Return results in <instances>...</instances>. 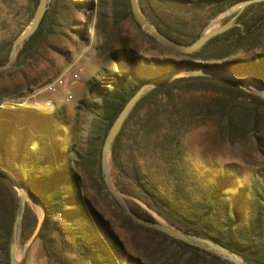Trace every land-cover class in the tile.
<instances>
[{
  "label": "trees",
  "instance_id": "16d2710c",
  "mask_svg": "<svg viewBox=\"0 0 264 264\" xmlns=\"http://www.w3.org/2000/svg\"><path fill=\"white\" fill-rule=\"evenodd\" d=\"M39 1L35 0V3L38 5ZM161 1L188 4L198 0ZM209 1L215 5L212 15L216 16L228 5L242 0L227 3L224 0ZM139 2L143 12L168 36L185 44L200 37L199 33L190 39L185 38L166 26L161 15L156 18L148 15L147 0ZM73 3L74 0L52 1L40 27L25 42L18 62L38 54L52 32L65 23L63 21ZM262 6L264 1L248 6L234 27L210 39L200 50L180 54L183 56L180 60L147 58L128 47L113 52V59L119 61V69L89 82L93 99L89 110L95 112L89 137L94 140L83 156L85 160L97 162L105 188L101 161L105 138L126 103L146 82L177 68L200 64L246 74L264 85V49L256 50L254 46L264 28V12L258 16L254 12ZM127 8L133 15L130 0ZM212 46L215 52L205 55ZM185 82H192L202 89L249 96L255 111L249 121L251 127L255 133L264 127V114L260 113L264 99L249 91L244 84L213 76H181L153 89L136 104L113 144V167L120 175H128L142 187L148 205L174 227L219 241L252 264H264V165L258 167L247 181L243 170L236 165L196 166L187 159L180 134L168 130L156 139L153 146V151L163 163L165 184L149 180L134 152L141 154L143 148H150L148 142L151 141L152 130L149 129L158 121L157 113L153 112L139 122L146 129L142 130L141 139L140 131L133 135L130 159L126 161L123 157L127 127L139 111L158 95L173 94ZM2 101L0 98V104ZM228 106L229 101L222 104L224 113ZM230 119L232 122V117ZM71 134L70 119L63 107L46 111L35 106L0 105V166L13 172L30 196L42 206L45 219L37 238L43 240L46 255L51 257L59 247L61 251L74 253L90 264H160L149 249L140 252L143 253L140 256L129 251L110 220L85 192L78 162L73 157V153L78 152L69 141ZM140 140L146 142L144 146ZM20 203V192L7 175L0 172V252L5 264H10V243ZM132 208L140 216L155 220L147 209ZM125 216L130 224L151 231L190 254L185 259L173 253L168 263L202 264L201 261L205 262L209 257L215 263L228 264L214 252L137 223L127 214ZM37 222L38 218L27 207L22 241L29 239Z\"/></svg>",
  "mask_w": 264,
  "mask_h": 264
},
{
  "label": "rangeland",
  "instance_id": "374dc122",
  "mask_svg": "<svg viewBox=\"0 0 264 264\" xmlns=\"http://www.w3.org/2000/svg\"><path fill=\"white\" fill-rule=\"evenodd\" d=\"M127 1L74 0L63 21L65 23L52 32L37 55L19 62L17 59L10 68L0 70V98L3 100L0 105L35 106L46 111L65 108L72 130L69 141L78 152L73 153V157L78 162L85 192L110 220L129 251L140 256L143 254L140 252L149 249L160 264H171L168 262L173 253L184 256L185 259L190 254L169 241L165 242L157 234L126 221L127 213L122 205L107 186H103L97 162L83 159L90 142L94 140L89 137L95 116V112L89 110L93 101L89 82L101 78L106 72L119 69V61L113 59V52L128 47L147 58H183L181 52L159 42L137 22L128 11ZM229 1L224 0L225 3ZM234 5H228L221 13L213 16L215 5L209 0L192 1L188 4L147 0L146 12L155 18L161 15L166 26L190 39L199 33L201 35L214 24L226 22L234 13L220 19L218 17ZM36 8L35 0H0V65L9 60L14 41L29 26ZM263 12L264 6L257 8L254 14L258 16ZM254 46L256 50L264 49V28ZM213 52L214 46L205 55ZM75 72H80L76 81L73 79ZM60 76L66 78L65 85L55 91L50 90L48 84ZM244 85L249 91L256 93L250 84ZM228 101L229 106L224 113L222 104ZM151 112L157 113L158 121L149 129L152 130L151 141L148 142L150 148H143L141 154L134 152L149 180L165 184L163 163L153 151V146L156 139L168 130L180 134L187 159L196 166L236 165L243 170L244 180L247 181L258 167L264 165V127L259 133H255L251 127L249 121L255 111L253 100L249 96L202 89L192 82L181 83L171 95H158L139 111L127 127L123 141V157L126 161L130 159L133 135L140 131L141 139V134L146 129L139 123L140 120L148 117ZM260 113L264 114V106H261ZM145 143L141 141L142 146ZM112 175L131 207L137 210L147 209L155 220L163 219L168 222L148 205L142 187L128 175H120L113 163ZM27 207L37 218L44 213L42 206L33 198L28 200ZM32 234L33 232L25 242L20 237L18 254L21 264H90L74 253L61 251L59 247L48 257L42 239L36 238L28 245ZM222 259L228 264H234L223 257ZM201 262L224 264L215 263L209 257ZM0 264H5L1 252Z\"/></svg>",
  "mask_w": 264,
  "mask_h": 264
},
{
  "label": "water",
  "instance_id": "95a60500",
  "mask_svg": "<svg viewBox=\"0 0 264 264\" xmlns=\"http://www.w3.org/2000/svg\"><path fill=\"white\" fill-rule=\"evenodd\" d=\"M52 1L53 0L39 1L32 21L30 22L29 26L24 30V32L14 41L12 46L11 56L6 63L0 65V70L10 68L17 61L25 42L40 27L41 22L47 10L50 8L52 4ZM263 1L264 0H242L238 2L231 9L222 13L218 17V19H220L223 16L234 13V15L231 16L226 22L222 24L218 23L210 26L207 30L201 33L200 37L197 40H195L190 44H185L183 42L177 41L176 39L162 32L159 29V27L143 12L139 0H130L133 15L137 20V22L143 28H145L153 37H155L159 42L181 53H194L200 50L210 39L234 27L236 25L239 16L248 6ZM181 76H213L220 79L234 81L239 84L248 83L253 87V89H255L256 93L264 99V85L254 80L251 76L246 74H236L231 71L210 65L189 64L177 68L168 74H165L163 76L157 77L155 79L146 82L126 103V105L124 106L123 110L121 111L115 122L113 123L112 127L110 128L105 138V142L102 150V157H101L102 172H103L105 184L109 189V191L118 199L124 211L136 222L143 224L147 227H152L160 231H163L168 235H171L179 240L207 249L233 262L234 264H252L241 258L238 254L233 252L229 247H227L226 245H224L219 241L192 232L182 231L166 221L149 220L140 216L133 210L128 200L126 199L124 193L117 187V185L113 180V175H112L113 144L119 132L123 128V125L127 120V118L129 117L130 113L132 112L136 104L150 91L164 84H167L172 80ZM0 172L7 175V177L11 180L13 185L18 189L21 195V203L18 207L17 214L15 217L11 243H10V264H21L20 257L18 254V246L22 233L25 213L28 206V200L29 198L31 199L32 197L27 192L21 180L13 172L9 171L8 169L2 166H0ZM44 219H45V213L41 214L38 217L36 228L33 231V234L28 242L29 246L38 237Z\"/></svg>",
  "mask_w": 264,
  "mask_h": 264
},
{
  "label": "built area",
  "instance_id": "2783aa9c",
  "mask_svg": "<svg viewBox=\"0 0 264 264\" xmlns=\"http://www.w3.org/2000/svg\"><path fill=\"white\" fill-rule=\"evenodd\" d=\"M79 77H80V72H75V73L73 74V79H74L75 81H76L77 79H79ZM65 83H66V78H64L63 76H60V77L56 78L54 81L50 82V83L48 84L47 87H48L50 90L55 91V90H57L59 87L64 86Z\"/></svg>",
  "mask_w": 264,
  "mask_h": 264
},
{
  "label": "bare ground",
  "instance_id": "6f19581e",
  "mask_svg": "<svg viewBox=\"0 0 264 264\" xmlns=\"http://www.w3.org/2000/svg\"><path fill=\"white\" fill-rule=\"evenodd\" d=\"M30 199V198H29ZM162 221H164L163 219H161Z\"/></svg>",
  "mask_w": 264,
  "mask_h": 264
}]
</instances>
